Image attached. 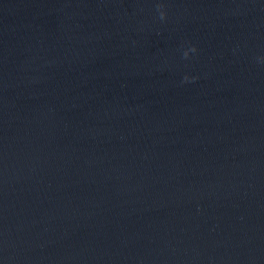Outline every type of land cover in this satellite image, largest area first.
Segmentation results:
<instances>
[{
	"label": "water",
	"instance_id": "water-1",
	"mask_svg": "<svg viewBox=\"0 0 264 264\" xmlns=\"http://www.w3.org/2000/svg\"><path fill=\"white\" fill-rule=\"evenodd\" d=\"M0 264H264V0H0Z\"/></svg>",
	"mask_w": 264,
	"mask_h": 264
},
{
	"label": "clouds",
	"instance_id": "clouds-1",
	"mask_svg": "<svg viewBox=\"0 0 264 264\" xmlns=\"http://www.w3.org/2000/svg\"><path fill=\"white\" fill-rule=\"evenodd\" d=\"M166 16V12H161L160 13V17L163 19ZM184 79L187 81L189 79H195V77H189V76H185Z\"/></svg>",
	"mask_w": 264,
	"mask_h": 264
}]
</instances>
